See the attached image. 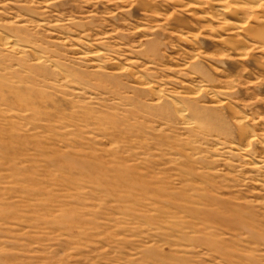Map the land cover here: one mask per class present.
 <instances>
[{
  "label": "rangeland",
  "instance_id": "1",
  "mask_svg": "<svg viewBox=\"0 0 264 264\" xmlns=\"http://www.w3.org/2000/svg\"><path fill=\"white\" fill-rule=\"evenodd\" d=\"M176 1L0 0V90L34 102L0 96V264H264V154L230 150L213 103L264 145V73L233 61L231 17ZM13 39L50 60L46 78ZM94 50L165 104L202 87V129L78 54Z\"/></svg>",
  "mask_w": 264,
  "mask_h": 264
},
{
  "label": "bare ground",
  "instance_id": "2",
  "mask_svg": "<svg viewBox=\"0 0 264 264\" xmlns=\"http://www.w3.org/2000/svg\"><path fill=\"white\" fill-rule=\"evenodd\" d=\"M177 1L178 3L183 4L185 7L186 6L190 7L191 12H193L194 14L201 13L207 16L208 13L211 14L214 13V17L217 16L231 17L230 21H226L227 19L226 20H224L223 18L222 19L224 20V23L226 21L225 25L228 27L226 29L227 38L226 40H224V42L228 46V50L231 53H233V55L235 56L233 61L237 63L249 61L252 64V66L256 67L259 71L264 73V60L256 59L255 56V54H260L262 57H264V0H177ZM172 21L174 23V20ZM2 44L4 45V47L6 45L11 49H18V51H21L22 54H30L32 56V60L35 61L34 70L38 71L37 75L43 78H46V76L49 75V72H47V68H48L47 66L48 64H50L48 63L50 62V60H48L47 58H43V56L40 55H35L34 51L30 48L21 47L23 45H21L16 39L5 40V42ZM78 54H80L82 58L88 60L90 65H92L95 68V70H100L102 65L97 61H99L100 59L103 60L105 59L106 60L105 62L108 65V67L110 66L109 67L110 70L117 72L118 74L126 73L131 79L133 78L136 81V83L142 87L141 89H143L145 92L151 95V101L155 103L154 106L152 107L153 108L152 110L159 112L160 115H162L165 118L168 117L174 118L175 120H177V122L180 125L184 126V128H188V127L190 128L196 126V128L202 129L201 126H204L202 124L204 119L207 120V118L210 116V114H208L207 112L205 111L203 112L199 110V108L195 106L192 102L194 98L197 97V95H200L205 92V90L202 87H198L196 88V90L193 91H191V88L189 89L190 91L187 92L185 96L186 97L185 102L187 103V105H185L184 102L180 103L174 101L170 102L169 104H165L163 103L164 97L160 94V91L159 92L155 91L154 85H152L150 82H146L147 80L146 81L141 80L143 78L139 77L133 71L132 72L127 71L125 67L124 68L121 67L122 65L120 66L116 61L107 57L105 53L94 50L91 52H85V51L78 52ZM129 77H128V81H129ZM65 79L66 78L64 77L63 80ZM257 82L260 83L261 86H264V78L263 80L257 79ZM9 88H10L9 90L11 91H5L3 89L0 90V96L7 101L8 99L10 100L13 99L17 102L20 101L22 98L18 94L22 93L23 90L17 87L16 88L9 87ZM186 88L187 87H185V89ZM5 92H7V95H5L6 94ZM22 100L25 101L24 102L25 104L23 105L24 107L27 106L26 104L29 103L34 104L31 98L22 99ZM213 103L215 105L218 104L222 106V108H224L225 110L228 108V110L232 114V116L230 117L231 118L230 121L225 123V125H223L222 127L220 126L221 128H224L225 130L229 131L230 135L232 136V141L229 143L230 150L231 149L235 150L238 154H240V153H247L249 152L248 150L250 148H254L255 151H257L260 155L264 154L263 143H261L258 140L256 134L250 132V129L248 130L249 127L247 128L248 117H246L245 114L244 116L237 115L238 113H236L234 109L228 105L229 103H225L224 101H217ZM192 118L195 120V122H191ZM260 155L257 157H260ZM258 163L261 164L260 168H264V160ZM211 214L206 213V215H211Z\"/></svg>",
  "mask_w": 264,
  "mask_h": 264
}]
</instances>
